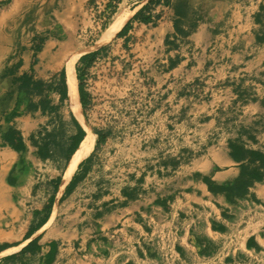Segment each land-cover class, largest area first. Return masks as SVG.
<instances>
[{
	"label": "crops",
	"instance_id": "1",
	"mask_svg": "<svg viewBox=\"0 0 264 264\" xmlns=\"http://www.w3.org/2000/svg\"><path fill=\"white\" fill-rule=\"evenodd\" d=\"M164 1L122 0L123 100L77 53L106 0L1 23L0 264H264V0Z\"/></svg>",
	"mask_w": 264,
	"mask_h": 264
},
{
	"label": "rangeland",
	"instance_id": "2",
	"mask_svg": "<svg viewBox=\"0 0 264 264\" xmlns=\"http://www.w3.org/2000/svg\"><path fill=\"white\" fill-rule=\"evenodd\" d=\"M51 2L52 0H0V28H3V25H1V23L3 22V20H6V31L4 32L10 39H14L20 38L24 32L23 29H25L26 26L30 25V32L28 31V33L25 32L26 34H24H29L30 37L34 29L33 26H35V24L39 23L45 25L51 23V16L47 14L50 10V6L52 5ZM164 3L165 5H168V0H165ZM164 3H162L161 5H164ZM157 6L158 3L155 2H149L145 4L147 12L156 9ZM124 7V4L122 5V0H106V3H100V7L96 4H93L90 7V14L92 15V24L88 26L87 29L83 28V30H80L77 34L78 39L82 43V47L77 53L92 50L95 48H99L104 51V56L98 57L95 60L94 66L96 67V71L101 70L100 66H107L109 63H111V65L113 66H116V76L118 78V89L116 91V96L118 100H123L126 96L125 85L123 84L124 74L121 72V68L125 63V58H121L118 56V50L122 51L126 48L123 43L113 41L112 38L104 41L101 45H98V42L101 40L105 30L114 21L116 16L120 12L126 11ZM101 75L103 76L105 74L102 73ZM92 76L98 75L97 73H95L92 74ZM101 79L105 81V79ZM104 84H106L103 85V88L105 90L104 100L107 101V96L109 95L107 90V79L106 83ZM111 96H114L112 94V91ZM104 110L108 111L107 108H105ZM94 113V110L93 112L89 113V116L91 118L90 125L93 128H113V126L115 127L116 125L122 123L119 121H107L106 119L96 120L94 119Z\"/></svg>",
	"mask_w": 264,
	"mask_h": 264
},
{
	"label": "bare ground",
	"instance_id": "3",
	"mask_svg": "<svg viewBox=\"0 0 264 264\" xmlns=\"http://www.w3.org/2000/svg\"><path fill=\"white\" fill-rule=\"evenodd\" d=\"M129 15L130 14L128 12H126V11L120 12L116 16L114 21L110 24V26L105 30L101 40L98 42V45H101L104 41H106L110 37L114 36L122 28V26L124 25L126 19L129 17ZM73 90H74V92H73L74 93V98H76L77 93L75 91V88H73Z\"/></svg>",
	"mask_w": 264,
	"mask_h": 264
},
{
	"label": "trees",
	"instance_id": "4",
	"mask_svg": "<svg viewBox=\"0 0 264 264\" xmlns=\"http://www.w3.org/2000/svg\"><path fill=\"white\" fill-rule=\"evenodd\" d=\"M99 142H103L105 141V138L103 136H99ZM5 139L8 143H10L11 145H13V147H21L22 148V138L20 133L16 132V131H10L5 135ZM76 149V147L73 148V150Z\"/></svg>",
	"mask_w": 264,
	"mask_h": 264
},
{
	"label": "built area",
	"instance_id": "5",
	"mask_svg": "<svg viewBox=\"0 0 264 264\" xmlns=\"http://www.w3.org/2000/svg\"><path fill=\"white\" fill-rule=\"evenodd\" d=\"M96 5L100 7V4L99 3H97Z\"/></svg>",
	"mask_w": 264,
	"mask_h": 264
}]
</instances>
